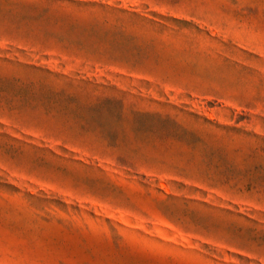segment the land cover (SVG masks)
Returning <instances> with one entry per match:
<instances>
[{
    "label": "rangeland",
    "instance_id": "rangeland-1",
    "mask_svg": "<svg viewBox=\"0 0 264 264\" xmlns=\"http://www.w3.org/2000/svg\"><path fill=\"white\" fill-rule=\"evenodd\" d=\"M0 264H264V0H0Z\"/></svg>",
    "mask_w": 264,
    "mask_h": 264
}]
</instances>
